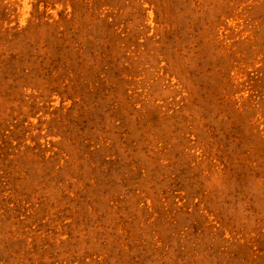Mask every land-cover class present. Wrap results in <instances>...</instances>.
Returning <instances> with one entry per match:
<instances>
[{
  "label": "rangeland",
  "instance_id": "1",
  "mask_svg": "<svg viewBox=\"0 0 264 264\" xmlns=\"http://www.w3.org/2000/svg\"><path fill=\"white\" fill-rule=\"evenodd\" d=\"M0 264H264V0H0Z\"/></svg>",
  "mask_w": 264,
  "mask_h": 264
}]
</instances>
